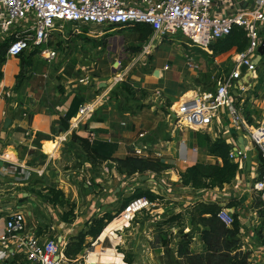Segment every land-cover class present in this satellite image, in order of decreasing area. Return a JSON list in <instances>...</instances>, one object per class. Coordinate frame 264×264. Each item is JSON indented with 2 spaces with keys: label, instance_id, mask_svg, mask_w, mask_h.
Listing matches in <instances>:
<instances>
[{
  "label": "crops",
  "instance_id": "1",
  "mask_svg": "<svg viewBox=\"0 0 264 264\" xmlns=\"http://www.w3.org/2000/svg\"><path fill=\"white\" fill-rule=\"evenodd\" d=\"M141 1L135 0L137 3ZM135 25L95 28H73L72 25H69L75 29V32L60 37V40L64 39L65 42H70L77 36L81 37L82 40L75 39L78 42H74L72 46L69 45L65 52L66 56L69 53L81 55V64L89 65L92 63L90 59L93 51L86 48H89L93 41L95 43L105 41L107 57L137 58L142 61L147 54L149 58L154 55L153 61H151V70L142 73L138 71L137 74H134L136 81L132 83L124 80L137 93V98H141L143 91L147 94L142 101H137L138 104L130 103L131 101H128L122 85H118L125 76L119 71L110 72V79L107 77L105 80H99L103 79L99 75L105 73L90 74L91 78L88 84H82V86L80 83L76 84L78 75L71 77L65 73L68 63H57L53 67L51 77H49L50 74L46 73V63L36 54L29 60L23 83L18 84L17 76L21 71L20 59L12 58L4 64L3 78L0 80V232L5 227V217L9 213L21 209L26 211L29 224L37 229L42 237L60 238L62 236L67 243L71 237L86 229L85 226L82 227L81 225L83 220L91 222L95 218L93 215L99 212L98 215H101L108 211L119 210L122 206V199L131 197L137 189L149 188L157 195L161 193L162 197V200L160 199L156 203L152 211H155L166 201L172 202L171 205L180 206L181 208L177 212H183L184 208H188L190 205H193L194 208L198 203H219L224 207L226 206L233 217H238L241 225L242 247L251 252L250 264H264V248L258 247L260 244L259 232L262 225L264 226V216L261 214L264 209V199L259 192L253 189L256 182L260 180L262 169V158L258 148L250 141L245 143L244 140H248L246 133L237 130L224 111H220L218 117L214 118L211 124L203 129L190 124L185 125V122L181 124L176 122L174 107L181 113V104L182 108L186 109L187 105L197 97H188L189 93L198 92L188 88L186 84L189 80L190 82L201 81L200 78L204 77L208 70L204 71L203 66L200 67V61L197 60L194 52L186 56L182 47H175L176 45L172 42L168 44V49L173 54L177 53L178 58L171 54L170 57L166 60L163 59L158 64L157 56L160 48L164 47L167 44L166 41H170L171 37H157L153 33L149 38L143 40L144 35L134 29ZM67 26V24L59 25L58 29L55 30L56 33L63 32ZM76 31L83 32L84 35L82 33L81 35L76 34ZM104 33L106 34L105 39L99 40V37H104L101 36ZM130 38L133 39L130 40ZM150 42L153 45L145 52L143 47L145 48ZM131 44L142 45V49L137 53L129 47ZM211 52L216 57L213 51ZM236 53L238 52L235 51L233 55ZM197 56L201 57V55ZM263 59L264 53L261 62ZM228 61H216L214 64L217 71L214 70L213 75L215 72H217L215 74H218L219 71L224 72L220 81L232 72V69L228 73L225 72L228 68ZM261 62L257 65L259 81L253 90L248 92L243 103L245 116L249 126L253 129L264 124V71L260 69ZM118 64L120 63L116 61L115 67ZM83 66L86 65L82 64ZM77 67L82 68L81 66ZM157 71L158 76L155 75ZM119 76H121L120 79ZM56 77L59 83L55 82ZM199 92L198 95L205 91ZM165 99H171L170 104L165 103ZM88 104L93 105L94 110L82 118L78 126L74 128L73 120L78 118L80 108ZM139 104L145 106L139 108L137 107ZM184 119L186 122H193L189 114ZM200 132L209 135L213 140L224 138L232 148L246 151V155L250 152V160L246 158L239 163L237 176L231 184L222 189L196 190L192 187H181L180 173L198 163L214 165L218 162L217 159L208 155L205 147L200 145L198 139ZM74 135L86 139L92 148L96 149L103 157L123 159L131 155L138 156L136 151L138 148H142L148 157L157 158L169 168L160 174L164 176V179H159L158 184L156 179L151 176L154 174H145L151 178L148 182H143L139 177V182L136 177L128 178L119 174L115 168L110 169L109 162H101L100 173L95 174V180L92 181L93 185L88 187L83 182L81 183L76 172H72L74 169L67 168L66 162L63 161L65 143L74 141L81 145L79 141L74 139ZM51 141L60 142L54 155L45 152V145ZM85 154L87 155V153ZM90 161L86 162V167L91 165ZM4 167L13 168L17 173L26 176L34 171L45 180L54 181L56 189L61 190L71 204L77 205L75 215L80 210L84 212L85 216L77 215V220L81 221L79 225L78 221L76 227L73 224L69 225V223L63 222L55 214L56 210L53 213L51 207L46 210L41 206V211L44 212L42 216H38L32 209V202H29L28 208L23 205L19 207L7 206L10 203L6 200L15 201L19 191L18 187L23 184L17 181L22 179H13L12 174L2 175ZM7 177L10 179L7 180ZM123 180L131 183L128 190L121 189ZM83 187L85 188L82 189ZM157 187H159L160 193L159 191L156 192ZM170 187L171 190L169 191ZM7 192H14V194H7ZM31 194L33 193H22L25 198L30 197ZM39 200H41L40 197ZM48 202L51 203L49 200ZM50 205L53 206L52 203ZM100 205L102 206L101 209H99ZM108 205L110 206L108 207ZM260 205L262 206L260 207ZM111 206L114 210L111 209ZM56 209L58 213L60 212L59 216L61 215V217L70 210L67 205L56 206ZM151 212H144L136 219H140V216ZM48 213H50L49 216ZM150 221L153 222L151 219ZM143 228L140 225L139 234H131L132 237L128 240L125 239L126 235L122 230L123 239L120 240L119 244L123 245V250L132 252L135 256H138L142 250L145 256L138 260L144 264L147 262L158 263L160 262L159 257L164 255L165 248L160 244L155 245L153 242V245H142L140 235H142ZM177 239L174 240L173 246H176ZM194 247L199 252L205 250L200 233L194 238ZM97 251L96 254L93 253L90 256L88 264L99 262L97 253L107 254L109 252L102 245L97 248ZM159 252L161 254H158ZM120 260L119 264H122V259L120 258Z\"/></svg>",
  "mask_w": 264,
  "mask_h": 264
},
{
  "label": "built area",
  "instance_id": "2",
  "mask_svg": "<svg viewBox=\"0 0 264 264\" xmlns=\"http://www.w3.org/2000/svg\"><path fill=\"white\" fill-rule=\"evenodd\" d=\"M61 24L73 28L145 24L152 28L154 36H181L207 50L229 36L236 27L243 28L249 46L232 56L230 75L218 83L216 91L199 94L194 100V108L175 112V120L186 123L184 117L189 114L194 118L190 124L203 129L224 111L233 126L246 133V138L258 148L264 160V124L251 128L243 109L246 95L259 81L255 62L264 42V0H142L138 3L135 0H0V45L10 41L7 60L38 49L41 59L48 65L54 64L61 53L50 44L53 33ZM152 45L150 42L144 51ZM243 66L247 67L245 73L241 70ZM90 78L85 75L79 83L87 85ZM89 106H82L77 117L88 116L84 113L89 111ZM79 122L73 123V127ZM136 154L148 158L142 148H138ZM230 158L236 163L243 162L247 158L246 151L232 148ZM1 174L14 175L16 170L4 167ZM253 189L264 199V174H260ZM155 205L146 197L135 199L124 209L122 217L131 223L144 212H151ZM218 217L228 226L235 221L226 207ZM28 220L26 211L21 209L5 217V227L0 232V264H72L65 253L68 242L62 236L42 237ZM258 247L264 248L262 244Z\"/></svg>",
  "mask_w": 264,
  "mask_h": 264
},
{
  "label": "trees",
  "instance_id": "3",
  "mask_svg": "<svg viewBox=\"0 0 264 264\" xmlns=\"http://www.w3.org/2000/svg\"><path fill=\"white\" fill-rule=\"evenodd\" d=\"M67 27L70 26L68 25ZM134 29L144 35L143 40L153 35L152 28L145 24H136ZM55 34L59 39L63 35L60 32L56 33V31L53 35ZM9 44L10 41H7L0 45V80L3 78V67L7 61L6 56ZM50 45L52 47H58L57 44L54 46L53 42ZM248 46L249 38L247 37V33L243 28L236 27L229 36L219 40L210 46V48L214 55H216L219 52L223 53L233 49L237 52H243ZM36 54L38 55V49H34L29 54L24 53L18 57L21 67L20 74L17 76L18 80L24 78L26 69L29 66V60ZM260 69L264 71V59L260 64ZM122 88L127 94L128 101H131L130 103L132 104H138L137 101H142L147 95L143 91L141 98H137V93L126 82H123ZM144 106V104H139L137 107L142 108ZM74 139L81 143L93 164L98 161L109 162V168H115L119 174L128 178H139L145 174L160 175L169 168L166 164L154 157L144 158L131 155L123 159H109L101 156L96 149L92 148L86 139L76 135H74ZM198 139L200 145L207 149L208 155L217 159L218 162L214 165L198 163L189 167L183 173H180V184L183 187H192L196 190L222 189L231 184L239 171V163L232 161L230 158L232 147L223 138L213 140L209 135L201 132L198 134ZM261 160V174H264V160ZM48 190L51 195L48 200L53 205L62 207L69 206L70 210L62 216V220L63 222L71 223V218L75 216V206L70 203V200L67 199L61 190L56 188H49ZM142 197L148 198L153 203H157L162 199L161 196L149 188L137 189L131 197L121 201L122 206L119 210L108 211L97 215L91 222H88L85 230L69 239L65 253L71 263L86 264L87 255L85 253H88V250L93 247L98 248L101 245L108 247L110 245L109 249H115L116 251L122 249L120 248V242L115 243V245L114 242H118L122 238L121 232L126 224L122 217L123 211L133 200ZM223 208L224 206L219 203H198L194 208L192 207L190 217L193 224L202 227L199 233L201 234V241L205 245L204 252H199L193 246V232L190 234L185 231L180 232L176 246L172 245L174 241L167 245L166 252L174 254L177 261L181 264H250L251 252L244 250L242 247L241 225L238 217L234 216L235 221L233 225L228 226L218 217V214ZM261 214L264 216V209ZM176 217H172L170 221H175ZM259 238L260 244L264 246L263 225L259 232ZM119 254L122 259V264H134L135 255L132 252L122 249ZM80 256H86V259L81 260L79 259Z\"/></svg>",
  "mask_w": 264,
  "mask_h": 264
},
{
  "label": "rangeland",
  "instance_id": "4",
  "mask_svg": "<svg viewBox=\"0 0 264 264\" xmlns=\"http://www.w3.org/2000/svg\"><path fill=\"white\" fill-rule=\"evenodd\" d=\"M71 29H72V27H65L63 29V32H61L63 34L62 36H66V35L70 34L71 32L72 33L75 32V29H72V30ZM98 31L101 32V30H98ZM81 33L84 35V33L80 32V31H78L76 34L81 35ZM101 36H104V37H99V40H101V38L105 39L106 34L104 33ZM77 38L80 39L81 37L77 36L74 38V40H72L70 42L69 41L65 42L64 39L60 40L56 34L54 35L53 45L54 46L56 44L58 45V49L61 53L60 59L55 62L56 64L54 63L52 65H48L47 62H45L43 59H41L47 65L46 66V70H47L46 73L50 74L49 77H51L53 67L55 65H57V63L63 62L64 64H67V63L69 64L68 66L66 65L65 73H68V75H70L71 77L78 75V79L76 81V84H79L80 78L85 76V74L86 75H90V74L96 75L98 73H100V74L105 73L104 75H99L100 78H103V79H99V80H105V78H107V77H108V79H110V72L119 71L121 74L125 75L124 79L122 78V80H120V82L118 83V85H122L124 80H127L130 83L136 81V77H134L135 76L134 74H137L138 71H140V73H142L143 71H148V70H151V68H152L151 61H153L154 55H151L152 58H151V56L149 58V56L147 54L146 56H148V57L145 56V58L142 59V61L140 59H137V58L107 57V54L105 53L106 52L105 51L106 45L104 44L105 41L104 42L100 41L99 43H95V41H93V44L91 46H89V48H86V49H90L93 51L91 53V59H90L92 63H90L89 65L86 63H82L83 65L84 64L86 65V66L82 67V64H81L82 58H80L81 55H78L77 53L71 54L68 51L69 54H67V56H66V53H65L67 51L66 49L69 48V45L72 46L74 42L75 43L78 42V40H75ZM132 39L133 38H130V40H132ZM80 40H82V39H80ZM171 42L176 45L175 47L181 46L182 51L184 52V54H186V56H188L191 52H194L196 54L195 56H196L197 60L200 61L199 62L200 67L203 66L204 71L208 70V72L205 73L204 77L200 78L201 81H199V82L198 81L197 82L191 81L190 82V80H189L188 83L186 84V86L188 88L194 89L198 93H200L199 91H201V90L205 91V92H207L208 90L210 92L216 91L218 83L220 81V78L223 76V73H224L223 71H221V72L219 71L218 74H215V73H217V72H215L213 75L214 70L217 71V69L214 68V64L216 63V61L220 62L223 60H227V61L229 60L227 62L228 68L225 72L228 73L230 69L233 70V65H231L232 63L230 62V60H231V56L236 51L235 49L230 50V51H226L223 53L219 52L216 54V57H214L212 52H211L212 51L211 48L209 50H207L206 48H204L200 45H195L194 43L187 41L186 39H184L181 36L171 37L170 41L167 40L166 41L167 44H165L164 47L160 48L159 54L157 56L158 57L157 58L158 64H160L163 61V59L166 60L168 57L171 56V54H173V52L168 49V44ZM129 47L132 48L133 50L137 51V53H138V51H140L142 49V45L136 46L134 44H131V45H129ZM76 49H79V48H76ZM143 50H145L144 47H143ZM77 51H79V50H77ZM197 55H201V57L197 56ZM173 56H176L178 58L177 53L173 54ZM116 61L119 62L121 65L118 64L117 67H115L114 64ZM77 66H81L82 68H78ZM74 67H76V68H74ZM120 78H121V76H119V79ZM214 78L217 81L216 80L214 81L213 80ZM55 82L59 83L57 77L55 78ZM22 83H23V79L18 80V84H22ZM80 85H82V84H80ZM198 93H196V92L190 93L191 96H188V97L198 96ZM169 101H171V99H165L164 100L165 103L170 104ZM176 105H178V104H176ZM180 108H181V110H183L182 104H181ZM174 109H175V112H180V111H177L175 107H174ZM184 124L187 125V124H190V122H186ZM59 144H60V142H58V143L52 142V141L48 142L45 145V152L49 155H54L57 152ZM83 149H84L83 146H81L78 142L73 141V142L69 143V141H68L67 143H65L63 161L66 162L65 164H66L67 168L74 169V171H72V172H76L77 175H79V177L81 179V183L83 182L84 184H88V185L90 184V186H92L93 185L92 181L95 180V174L100 173V171H101L102 163L98 161V162H95V165H93V163L90 161L89 156L85 154L86 152ZM87 159L90 161L92 166L89 165L86 167V164H87L86 162L88 161ZM108 166H110V165H108ZM78 168H79V170H78ZM80 174H81V176H80ZM110 174H112V172H110ZM151 176H152V178L156 179V182L158 184H159V181H158L159 179H161V178L164 179L163 178L164 176H161L159 174H154ZM13 177H14L13 179H15V178L16 179H22V180H17V181L19 183H22L23 185H19V187H18L19 191L17 192L15 201L10 202L11 200L10 201L8 199L6 200L8 203H10L7 206L14 205L15 207H19V206L23 205L26 208H28L29 202H32L31 203L32 209L35 211V213L38 216L39 215L42 216V213L44 212V211H41L42 210L41 206L43 208H46V210L49 207H51V210L53 211V213L56 212L55 214L58 215V217H60L62 219L61 215L59 216L60 212L58 213L56 206L55 205L52 206V205H50L51 203L48 202V199L51 196L48 189L49 188H56L54 185V181L45 180L41 175H39L38 173H35L34 171L31 174H28L27 176L19 174L16 171V174H14ZM8 179H10V178L7 177V180ZM121 184H122L121 189L125 188L126 190H128L131 183L123 180ZM181 187H183V186L181 185ZM84 188L85 187H83L82 189H84ZM157 191H159V193H160L159 187L156 188V192ZM8 193L14 194V192H7V194ZM22 193L23 194L24 193H26V194L33 193V194H31L30 197L25 198L22 195ZM160 194H159V196H161ZM85 195H87V194H85ZM3 197H5V196H3ZM39 197L41 198V200H39ZM24 198H25V200H24ZM171 203H169V201H166L163 203V205H160L157 209H155V211H152L153 214H152V212L149 214H144L143 216H140V219L135 218L131 223H128L125 221L126 224L123 227L124 234L126 235L125 239H127V240L130 239L132 237L131 234H134V233H136V235L139 234V231H140L139 226L142 225L144 227L143 231L141 233L142 235H140V240L142 242V245H144V244L153 245L152 244V242H153L155 245L160 244V246H164V248H165L164 249L165 250L164 255L159 257L160 262H158V263H154V262L148 263L147 262L146 264H181L177 261V258L174 254L166 252L167 245L170 244L175 239L179 238L180 232H182V231H185L186 233H190V234H192V232H193V235L195 238V236H197V234L199 233V230L202 229V227H199V226H197V224L192 223V219L190 217V212H191L193 205L192 206L190 205L191 207L189 206L188 208H184L183 212H177L181 207L176 205V204L171 205ZM73 204H74L75 209H76L77 205L75 203H73ZM109 206L110 205H108V207ZM101 208H102V206L100 205L99 209H101ZM111 209L114 210L113 207ZM54 210H56V211L54 212ZM161 210H164V211H161ZM82 211H84V210H82ZM80 212H81V210H80ZM80 212L78 214L77 213L76 214L80 215V216H85V214H83L84 212H81V213ZM164 212H165V214H163ZM98 214H100V212ZM98 214L93 215V217H97ZM178 214H180V215H178ZM49 215H50V213H48V216ZM77 215H75L73 218H71L72 221H71V223H69V225L73 224L75 227L79 225V223L81 221L77 220L78 219ZM162 216H163V218H162ZM174 216H177L175 218V221H170V219ZM150 219L153 220V222H151ZM77 221H78V225H76ZM87 224H88V220H83V223L81 225H82V227L83 226L86 227ZM147 226H148V228H147ZM122 239L123 238H121V240ZM119 242H121V241H118V242L115 241L114 245H115V243H119ZM122 246L123 245L120 244V248H122ZM193 246H194V244H193ZM104 247H105V245H104ZM109 247H110V245H108V247H105L107 249V251H109L107 254L97 253L98 254L97 258L99 261V262H97V264H119L121 262L119 253H121L122 249H119L118 251H116L115 249L114 250L109 249ZM96 252H98L97 247H93L90 250H88V253H85L87 255L86 264L89 263L90 256L93 253L96 254ZM158 254H161V253L159 252ZM143 256H145V255H144V252L141 250L139 252L138 256H135L134 264H144L143 262H140L138 260V259L143 258Z\"/></svg>",
  "mask_w": 264,
  "mask_h": 264
},
{
  "label": "water",
  "instance_id": "5",
  "mask_svg": "<svg viewBox=\"0 0 264 264\" xmlns=\"http://www.w3.org/2000/svg\"><path fill=\"white\" fill-rule=\"evenodd\" d=\"M263 53H264V42L262 43V45H261L260 48H259V56H258V58L256 59V62H255L256 65H259V63L261 62V60H262V56H263ZM241 70H242L243 73H245L246 70H247V67H246V66H243ZM155 75H156V76L159 75V74H158V71L156 72ZM195 106H196V102L193 101V102H191L189 105H187V110H190V109L194 108ZM244 141H245L246 144L248 143V140H244ZM250 157H251L250 152H248V153H247V158H248V160H250ZM140 178H141V180H142L143 182H148V181L151 180V178H150L149 176H147V175H143V176H141Z\"/></svg>",
  "mask_w": 264,
  "mask_h": 264
},
{
  "label": "bare ground",
  "instance_id": "6",
  "mask_svg": "<svg viewBox=\"0 0 264 264\" xmlns=\"http://www.w3.org/2000/svg\"><path fill=\"white\" fill-rule=\"evenodd\" d=\"M188 96H191V94L189 93V95ZM94 110V106L93 105H90L89 106V111L88 112H85L84 113V115H89V113H90V111H93ZM181 110V109H180ZM183 110H181V112H182ZM83 116H81V117H79V118H76V120H74V124H77L79 121H80V119L82 118ZM192 119H194V118H192Z\"/></svg>",
  "mask_w": 264,
  "mask_h": 264
}]
</instances>
